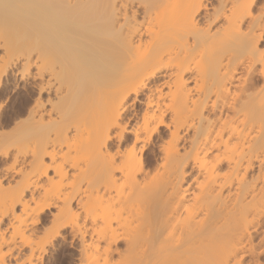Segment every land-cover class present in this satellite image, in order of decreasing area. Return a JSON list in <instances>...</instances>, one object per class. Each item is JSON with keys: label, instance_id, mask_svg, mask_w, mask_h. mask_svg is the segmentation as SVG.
I'll return each mask as SVG.
<instances>
[{"label": "bare ground", "instance_id": "6f19581e", "mask_svg": "<svg viewBox=\"0 0 264 264\" xmlns=\"http://www.w3.org/2000/svg\"><path fill=\"white\" fill-rule=\"evenodd\" d=\"M207 1L0 0L14 264H264V0Z\"/></svg>", "mask_w": 264, "mask_h": 264}, {"label": "rangeland", "instance_id": "374dc122", "mask_svg": "<svg viewBox=\"0 0 264 264\" xmlns=\"http://www.w3.org/2000/svg\"><path fill=\"white\" fill-rule=\"evenodd\" d=\"M208 8L210 9L212 4H216L215 0H208ZM157 78H160L158 76ZM15 95V94H14ZM12 95V98L13 96ZM6 103V102H5ZM8 103V102H7ZM6 106V105H5ZM143 108V104L141 102H138L134 105V109L140 110ZM10 129V126L7 127H0V131H8ZM47 160V158H45ZM10 162V159L3 158L0 153V170L4 169L3 167H6L8 163ZM75 203L73 204V206ZM53 210L52 208L50 209ZM48 214V213H47ZM48 218H44V221L41 223L32 226L33 229L35 228V232L33 234L29 235V239L31 241H38L40 240V237L43 235V230L45 227L49 226V221L46 220ZM4 227V225H2ZM69 229L65 230L63 232V235H65V240L62 241L61 238H58V241H55V244L49 247V251H47L41 258H38L35 264H75L77 262V258L79 257V242L77 240H74L73 242H70V237L68 235ZM8 245H1L0 246V264L2 262H6V264H14V259L8 254ZM14 253L17 252V250L13 251ZM27 247H23L21 249L19 254H26Z\"/></svg>", "mask_w": 264, "mask_h": 264}]
</instances>
